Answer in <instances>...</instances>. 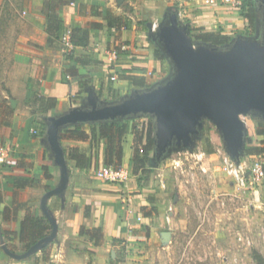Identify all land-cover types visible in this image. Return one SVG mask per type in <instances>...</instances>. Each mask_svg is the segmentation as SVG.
<instances>
[{"label":"crops","instance_id":"obj_1","mask_svg":"<svg viewBox=\"0 0 264 264\" xmlns=\"http://www.w3.org/2000/svg\"><path fill=\"white\" fill-rule=\"evenodd\" d=\"M94 2L101 6L94 7ZM170 6H176L181 19L186 18L199 32L233 38L252 31L242 8L214 7L206 0H0V23L8 28L6 34L0 29V38H12L10 63L0 61V144L11 151L9 162L0 166V226L7 233L6 241L19 242L25 208L40 209L41 199L38 202L36 198L47 192L45 186L51 183L54 188L59 181V169L42 142L46 124L38 114L36 99H56L57 114L81 104L86 96L84 82L95 86L103 100L110 101L113 93L108 85L112 77H116L113 87L125 90L134 89L121 78L127 71L145 78L148 86L160 81L154 80L156 76L151 81L154 71L170 72V66L148 49L145 39L147 24L160 22ZM50 15L53 18L48 21ZM54 16L62 23L64 34L77 24L88 27L97 23L102 27L91 29L89 44L75 49L68 58L62 40L54 38ZM116 18L121 24L110 26L109 19ZM119 47L122 55L117 54ZM4 52L9 49L1 41L0 54ZM73 65L79 75L67 79L66 71ZM11 101L16 102L15 107ZM66 146L79 147L92 158V164L84 170L70 164L65 203L58 197L49 201L59 226L57 240L44 251L49 255V264H152L145 250L148 245L162 243V231L157 234V230L169 214L164 219L162 213L150 208L145 189L139 190L134 179L102 183L96 169L104 166V144L98 148L96 159V150L89 142L67 141ZM124 149L122 167L129 168L133 150L125 144ZM55 198L61 207L54 212L50 206ZM82 227L101 228V245L80 235ZM0 264L27 263L13 262L0 250Z\"/></svg>","mask_w":264,"mask_h":264},{"label":"water","instance_id":"obj_2","mask_svg":"<svg viewBox=\"0 0 264 264\" xmlns=\"http://www.w3.org/2000/svg\"><path fill=\"white\" fill-rule=\"evenodd\" d=\"M256 11L252 35L238 34L222 46L196 42L190 23H183L176 6L168 7L148 40L170 66L166 78L149 87L132 91L114 101L103 100L93 85L78 106L43 117L46 130L43 145L59 169L58 184L41 198L40 210L52 231L18 254L10 250L0 226V247L10 258L25 261L42 252L58 238L59 226L49 201L63 203L70 184L71 168L62 142L64 130L78 125L153 121V156L150 167L157 168L174 153H195L207 122L215 126L226 154L240 165L246 156L248 126L243 117L264 122V0H253ZM13 107L15 101H11ZM172 239L162 232L163 243Z\"/></svg>","mask_w":264,"mask_h":264},{"label":"rangeland","instance_id":"obj_3","mask_svg":"<svg viewBox=\"0 0 264 264\" xmlns=\"http://www.w3.org/2000/svg\"><path fill=\"white\" fill-rule=\"evenodd\" d=\"M182 22L188 23L186 18H183ZM6 28V24L0 23L3 34H6L8 29ZM251 29L250 33H253L255 29L253 31L252 26ZM250 33L246 35L250 36ZM194 34L199 32H192V35ZM11 40L10 37L0 38V43L4 42L5 48L9 49V52L0 54V61L10 63ZM145 44L148 45L149 50L157 49L148 38L145 39ZM156 70L151 76V81L154 76L157 78L154 80H163L169 74L168 69L165 72L160 70L156 72ZM109 82L111 84L108 87L113 93L109 97L110 101L119 99L120 92L127 95L132 91L131 88L115 89L112 85L113 81ZM137 120L134 123L129 122V131L124 138V144L133 150L132 158L136 149L133 126H138L139 130L142 129L145 133L150 124L145 118ZM243 120L248 126V141L252 142L247 148L260 147L262 137L258 133L262 121L252 117H243ZM143 142L145 144L146 140ZM66 144L67 141L63 142L65 147ZM99 147H95L94 159L98 157ZM200 152L207 156L204 162H199L197 156L188 152L174 153L153 171L140 173L138 176L133 173L131 159L129 168H126L129 172V180L134 179L139 185V190L145 189L151 203L150 208L162 213L164 219L167 213L171 217V223L166 221L163 227L157 230V234L160 231L171 232L172 239L165 243L148 245L145 251L152 259V264H255L251 256L254 250L264 256V184L249 191L237 188L232 178L221 169L222 158L226 152L220 135L210 122L206 123L202 140L196 145L195 153ZM247 153L246 151V156L242 159L248 164L259 162L264 165V156L247 155ZM149 156L151 160L153 151ZM202 166L207 167V172H203ZM150 168L149 162L148 169ZM102 183L106 184L105 181ZM41 194L36 201H40L43 195ZM152 204H156V207ZM50 207L54 212L59 210L60 200L53 199ZM69 210L73 211L71 203ZM49 234L50 231L46 233ZM6 243L15 253L22 254L27 250L20 242L6 241ZM48 256L46 252H40L20 262L49 264ZM10 260L18 262L12 258Z\"/></svg>","mask_w":264,"mask_h":264},{"label":"trees","instance_id":"obj_4","mask_svg":"<svg viewBox=\"0 0 264 264\" xmlns=\"http://www.w3.org/2000/svg\"><path fill=\"white\" fill-rule=\"evenodd\" d=\"M170 2H175L176 0H169ZM94 7L99 8L101 4L99 2H94ZM243 11H246L245 17L250 21L253 31L255 29V21H256V11L253 0H243ZM53 18L50 15L51 21ZM116 23L121 24V19H109V25L116 26ZM102 25L97 23H91L88 27H84L81 24H77L71 30V41L75 47L82 48L86 47L89 44L90 39V30L91 29H99ZM117 27V26H116ZM125 28H128V25L125 24ZM51 28L55 30L54 38L57 40L62 39L64 32L62 23L57 19V16H54V21L51 23ZM192 32H199L198 29L192 27ZM254 33V32H253ZM253 33H250L251 35ZM193 38L196 42L208 43L213 45L222 46L231 41L232 38L222 35L221 33H203L199 32V34H194ZM53 39V38H52ZM75 49L66 54L68 58H72V55ZM121 47L117 48V54L122 55ZM155 53L157 57L165 60L161 52L155 49ZM73 64V63H72ZM75 65H73L68 71H66V75L78 76L79 73L75 70ZM123 80L128 81L134 88L142 89L149 87L146 83L145 78L135 76L127 71L125 76L121 77ZM83 89H86L90 84L88 82H84L82 84ZM36 109L38 114L41 117L55 115L56 109L58 105V101L54 98L40 96L36 99ZM138 120H131V122H136ZM149 127L147 131L143 133V130H139L138 126H133V133L136 135L135 145L136 149L134 151V156L132 158L133 164V173L138 176L140 173H147V171H153L154 168L148 169V165L150 162V152L153 151V121L148 119ZM129 122H108L101 123L95 125H78L68 128L62 133V142L71 141V142H89L90 148L95 149V147H99L101 144H104V165L114 168H119L123 166L124 161V138L128 134L129 131ZM260 130L258 135L262 137L260 140V147L258 148H246L248 152L247 155H257L264 156V122L262 121V126H260ZM144 140L146 143L144 144ZM251 140L248 141V144H251ZM247 144V145H248ZM144 145L140 148V146ZM64 146V145H63ZM65 155L69 164L73 165L74 168L84 170L91 166L92 158L87 154L81 152L79 147L76 146H64ZM264 169V165H263ZM54 185L51 183L45 186V191H49L53 188ZM26 216L21 223L20 233H19V242L25 246L26 249L30 248L32 245L37 243L40 239L44 238L46 233L52 231V226L49 221L42 215L39 207H30L25 208ZM7 214L4 212L3 215ZM3 231V230H2ZM4 237H6V232L3 231ZM80 235L88 236L92 241H94L96 246H100L103 239V231L101 228H94L91 230H87L84 227L81 228ZM10 248V246L8 245ZM47 249V248H46ZM44 249L42 252L46 251ZM10 250H12L10 248ZM13 251V250H12ZM14 252V251H13ZM253 261L255 264H264V256L254 250L251 254ZM91 264V263H88Z\"/></svg>","mask_w":264,"mask_h":264},{"label":"built area","instance_id":"obj_5","mask_svg":"<svg viewBox=\"0 0 264 264\" xmlns=\"http://www.w3.org/2000/svg\"><path fill=\"white\" fill-rule=\"evenodd\" d=\"M208 4L214 7H233L234 9L242 8L243 0H206ZM156 26V24H155ZM63 51L65 54L71 53L75 47L71 41V31H67L62 37ZM114 55H116L114 53ZM67 79H70L67 76ZM112 81L116 80V77L111 78ZM37 133V132H35ZM11 151L8 147L0 144V166L6 165L9 162ZM197 156L199 162H204L207 158L205 153H194ZM221 169L226 172L233 180L239 190L249 191L255 190L264 184V169L263 165L259 162L248 164L242 159L240 165H236L228 155H224L222 158ZM203 172H207V167L202 166ZM96 175L105 182L121 183L129 179V173L126 168L102 166L96 169ZM167 222L170 223V216L166 217ZM142 221V218H138Z\"/></svg>","mask_w":264,"mask_h":264}]
</instances>
